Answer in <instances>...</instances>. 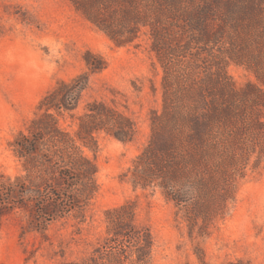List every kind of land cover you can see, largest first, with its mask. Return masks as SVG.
<instances>
[{"label": "trees", "instance_id": "obj_1", "mask_svg": "<svg viewBox=\"0 0 264 264\" xmlns=\"http://www.w3.org/2000/svg\"><path fill=\"white\" fill-rule=\"evenodd\" d=\"M117 46L140 45L148 29L163 68L162 108L151 113L148 145L122 174L134 190L158 191L182 214L192 236L224 219L253 155L264 157V0H70ZM88 72L60 81L11 148L24 173L0 181V217L26 211L44 232L85 209L99 191L98 168L85 155L106 133L132 142L136 123L105 102L82 106L90 74L106 69L86 55ZM257 82L238 87L231 65ZM106 236L79 261L62 264H152L154 240L135 205L105 212ZM201 260L202 257H200Z\"/></svg>", "mask_w": 264, "mask_h": 264}, {"label": "rangeland", "instance_id": "obj_2", "mask_svg": "<svg viewBox=\"0 0 264 264\" xmlns=\"http://www.w3.org/2000/svg\"><path fill=\"white\" fill-rule=\"evenodd\" d=\"M140 46H117L70 0H0V181L24 173L11 144L38 112L41 100L60 81L88 72L87 53L102 57L103 72L90 74L86 102H105L137 125L132 142L100 133L85 155L98 168L99 191L86 207L85 222L73 214L42 232L26 211L0 217V264H62L87 257L106 236L105 212L128 202L137 223L154 240L152 264H264V157L253 155L237 184L235 203L205 235L192 236L182 214L158 191L134 190L122 174L148 145L150 117L162 108L163 68L148 29ZM238 87L257 82L244 67L228 69ZM264 121V111H263ZM202 257L203 260L200 259Z\"/></svg>", "mask_w": 264, "mask_h": 264}]
</instances>
